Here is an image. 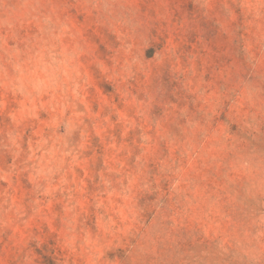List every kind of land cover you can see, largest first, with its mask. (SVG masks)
Here are the masks:
<instances>
[{
    "label": "rangeland",
    "instance_id": "rangeland-1",
    "mask_svg": "<svg viewBox=\"0 0 264 264\" xmlns=\"http://www.w3.org/2000/svg\"><path fill=\"white\" fill-rule=\"evenodd\" d=\"M0 264H264V0H0Z\"/></svg>",
    "mask_w": 264,
    "mask_h": 264
}]
</instances>
